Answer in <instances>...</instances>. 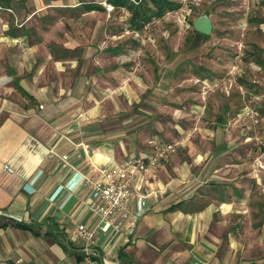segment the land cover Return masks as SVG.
I'll return each instance as SVG.
<instances>
[{
	"label": "crops",
	"instance_id": "0c3cea01",
	"mask_svg": "<svg viewBox=\"0 0 264 264\" xmlns=\"http://www.w3.org/2000/svg\"><path fill=\"white\" fill-rule=\"evenodd\" d=\"M102 1L0 0V264H264V201L230 174L231 142L187 144L134 176L146 204L131 199L132 232L100 229L90 250L76 236L95 219L85 176L183 138L136 94L147 22L126 28Z\"/></svg>",
	"mask_w": 264,
	"mask_h": 264
},
{
	"label": "rangeland",
	"instance_id": "374dc122",
	"mask_svg": "<svg viewBox=\"0 0 264 264\" xmlns=\"http://www.w3.org/2000/svg\"><path fill=\"white\" fill-rule=\"evenodd\" d=\"M177 1V9L143 29L145 46L137 49L140 59L133 63L144 84L136 94L153 113L146 116L164 123L165 132L181 125L180 147L235 145L228 160L238 166L230 174L237 172L242 183L248 182L251 198L264 201V189L253 181L259 169L254 173L250 162L259 151L264 160V0ZM105 9V16L122 17L130 27L125 5ZM202 14H209L214 25L206 37L194 32L193 22ZM213 128L220 134H208ZM257 165L264 168L261 161Z\"/></svg>",
	"mask_w": 264,
	"mask_h": 264
},
{
	"label": "built area",
	"instance_id": "2783aa9c",
	"mask_svg": "<svg viewBox=\"0 0 264 264\" xmlns=\"http://www.w3.org/2000/svg\"><path fill=\"white\" fill-rule=\"evenodd\" d=\"M104 5L109 11L115 8V4L112 2H105ZM140 34V32H136L138 37ZM149 144L154 148V151L147 155L126 156L116 164L101 167L98 174L84 177L82 185L97 197L96 202L89 205L95 213L93 223L91 225L79 223L76 229V236L86 241L85 248L87 250H90L91 243L95 242L100 229L111 227L116 230L125 223L126 231H133L143 211L132 210L131 199L135 196L142 204H146V196L144 193L135 191L132 186V178L142 170L158 166L162 160L168 159L170 155L176 153L181 141L158 143L151 139ZM68 158L69 155H63L60 164L66 166ZM14 264L22 263L18 259Z\"/></svg>",
	"mask_w": 264,
	"mask_h": 264
},
{
	"label": "trees",
	"instance_id": "16d2710c",
	"mask_svg": "<svg viewBox=\"0 0 264 264\" xmlns=\"http://www.w3.org/2000/svg\"><path fill=\"white\" fill-rule=\"evenodd\" d=\"M114 4L118 2L127 3V8L131 12V26L142 28L146 22H150L154 17H162L168 10L177 9L180 3L177 0H112ZM197 36L206 37L196 29Z\"/></svg>",
	"mask_w": 264,
	"mask_h": 264
},
{
	"label": "water",
	"instance_id": "95a60500",
	"mask_svg": "<svg viewBox=\"0 0 264 264\" xmlns=\"http://www.w3.org/2000/svg\"><path fill=\"white\" fill-rule=\"evenodd\" d=\"M194 28L202 34L209 35L213 31V22L209 14L199 15L193 22ZM221 120V116L219 117Z\"/></svg>",
	"mask_w": 264,
	"mask_h": 264
}]
</instances>
